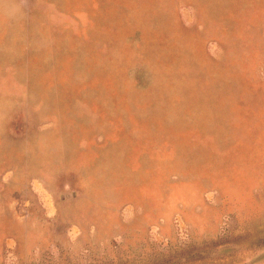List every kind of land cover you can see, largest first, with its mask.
Returning a JSON list of instances; mask_svg holds the SVG:
<instances>
[{
    "label": "rangeland",
    "instance_id": "obj_1",
    "mask_svg": "<svg viewBox=\"0 0 264 264\" xmlns=\"http://www.w3.org/2000/svg\"><path fill=\"white\" fill-rule=\"evenodd\" d=\"M0 264H264V0H0Z\"/></svg>",
    "mask_w": 264,
    "mask_h": 264
}]
</instances>
